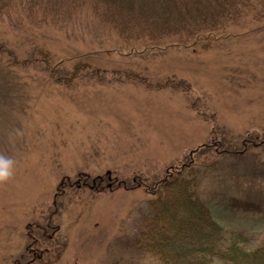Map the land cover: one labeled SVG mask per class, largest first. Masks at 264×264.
I'll list each match as a JSON object with an SVG mask.
<instances>
[{"label": "rangeland", "instance_id": "374dc122", "mask_svg": "<svg viewBox=\"0 0 264 264\" xmlns=\"http://www.w3.org/2000/svg\"><path fill=\"white\" fill-rule=\"evenodd\" d=\"M57 1L0 0V264H161L134 236L185 163L264 245V0Z\"/></svg>", "mask_w": 264, "mask_h": 264}, {"label": "trees", "instance_id": "16d2710c", "mask_svg": "<svg viewBox=\"0 0 264 264\" xmlns=\"http://www.w3.org/2000/svg\"><path fill=\"white\" fill-rule=\"evenodd\" d=\"M60 2L56 4L57 11H76L72 8L77 5V0ZM256 138L252 142L244 139L243 150L248 144L256 142ZM219 147L214 145L218 151ZM206 167L208 165L205 166V172L214 170L212 166L208 167L209 170ZM201 172L200 166L185 163L155 181L150 190L146 187L147 193L153 195L148 201L153 212L137 227L134 236L136 243L145 246L148 254L161 264H264V245L248 248L239 233L226 235L223 227L201 201L197 192ZM84 175L83 179H89V174ZM107 178L103 187L111 190L110 172ZM102 180L103 176L93 177L90 186L93 188L97 185V188ZM79 182L87 184L85 181ZM122 184L118 180L115 185L118 187ZM252 200L257 203L254 198ZM252 200L248 198L238 202V205L246 209L256 208ZM31 251L33 258L37 259L38 255L35 254L39 251L34 248Z\"/></svg>", "mask_w": 264, "mask_h": 264}, {"label": "clouds", "instance_id": "9594fccd", "mask_svg": "<svg viewBox=\"0 0 264 264\" xmlns=\"http://www.w3.org/2000/svg\"><path fill=\"white\" fill-rule=\"evenodd\" d=\"M13 160L0 154V182L6 181L12 175Z\"/></svg>", "mask_w": 264, "mask_h": 264}]
</instances>
